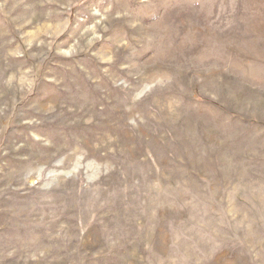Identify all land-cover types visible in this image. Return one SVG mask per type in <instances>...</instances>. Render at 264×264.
<instances>
[{"label": "rangeland", "instance_id": "374dc122", "mask_svg": "<svg viewBox=\"0 0 264 264\" xmlns=\"http://www.w3.org/2000/svg\"><path fill=\"white\" fill-rule=\"evenodd\" d=\"M0 264H264V0H0Z\"/></svg>", "mask_w": 264, "mask_h": 264}]
</instances>
